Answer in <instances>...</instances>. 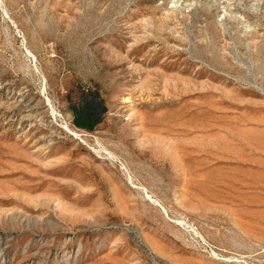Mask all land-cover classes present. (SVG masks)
Returning a JSON list of instances; mask_svg holds the SVG:
<instances>
[{"label": "rangeland", "instance_id": "rangeland-1", "mask_svg": "<svg viewBox=\"0 0 264 264\" xmlns=\"http://www.w3.org/2000/svg\"><path fill=\"white\" fill-rule=\"evenodd\" d=\"M63 245L264 264V0H0V253Z\"/></svg>", "mask_w": 264, "mask_h": 264}, {"label": "bare ground", "instance_id": "bare-ground-1", "mask_svg": "<svg viewBox=\"0 0 264 264\" xmlns=\"http://www.w3.org/2000/svg\"><path fill=\"white\" fill-rule=\"evenodd\" d=\"M80 252H81L80 246H77L75 248L73 246L69 247V246L63 245V246L58 248L54 258L56 259L58 264H76L78 258L80 257ZM214 258H216V257H214ZM223 261H224V259H223ZM225 262H227V261H225ZM0 264H4V257H3V254H1V253H0Z\"/></svg>", "mask_w": 264, "mask_h": 264}, {"label": "built area", "instance_id": "built-area-1", "mask_svg": "<svg viewBox=\"0 0 264 264\" xmlns=\"http://www.w3.org/2000/svg\"><path fill=\"white\" fill-rule=\"evenodd\" d=\"M201 242L203 243L202 240H201ZM203 245H204V243H203ZM212 255L217 256L216 254H212ZM227 260H233V261L237 262L238 264L243 262L242 258H240V257H229ZM152 264H162V263L159 262L158 260H154V258H153L152 259Z\"/></svg>", "mask_w": 264, "mask_h": 264}]
</instances>
